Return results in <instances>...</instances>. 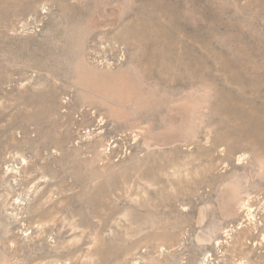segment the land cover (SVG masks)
Here are the masks:
<instances>
[{
  "label": "rangeland",
  "instance_id": "obj_1",
  "mask_svg": "<svg viewBox=\"0 0 264 264\" xmlns=\"http://www.w3.org/2000/svg\"><path fill=\"white\" fill-rule=\"evenodd\" d=\"M0 264H264V0H0Z\"/></svg>",
  "mask_w": 264,
  "mask_h": 264
}]
</instances>
